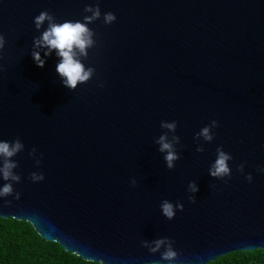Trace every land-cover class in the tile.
<instances>
[{
  "label": "water",
  "instance_id": "water-1",
  "mask_svg": "<svg viewBox=\"0 0 264 264\" xmlns=\"http://www.w3.org/2000/svg\"><path fill=\"white\" fill-rule=\"evenodd\" d=\"M86 4L101 11L80 57L93 73L69 89L54 50L33 63V38L47 27L33 17L82 20ZM0 34V140L24 145L11 158L20 197L0 198V217L103 264L160 260L141 241L161 237L184 264L264 249V0H0ZM173 120L174 131L161 127ZM212 120L211 141L194 137ZM161 135L179 137L172 169ZM218 146L231 156L224 179L208 174ZM163 200L183 207L166 219Z\"/></svg>",
  "mask_w": 264,
  "mask_h": 264
},
{
  "label": "clouds",
  "instance_id": "clouds-1",
  "mask_svg": "<svg viewBox=\"0 0 264 264\" xmlns=\"http://www.w3.org/2000/svg\"><path fill=\"white\" fill-rule=\"evenodd\" d=\"M83 12L90 13V15H84L82 20L57 21L56 17L46 10L40 11L38 15L33 17V24L36 29H40L41 25L45 22H47V27L40 33L39 37L33 38L32 61L37 67H43L45 60L41 57L40 50H44L45 57L53 53L54 50L55 56L58 57L55 71L61 78L62 85L69 89H75L79 83L86 82L93 73V68H86L80 57L86 56L87 50L94 44V34L88 27V24L100 18L101 11L98 4H86ZM115 19L116 16L113 12L106 11L103 13V22L105 24H111ZM4 46L5 38L0 34V50H3ZM216 126L217 121L212 120L209 124L203 126L199 132L195 133L194 137L211 141L213 139L211 129ZM161 127L169 131H174L176 121H161ZM178 141V136H173L169 140L166 135H161L156 141L159 145L158 150L164 153L163 159L168 169H172L174 162L179 158L174 148V142ZM23 147L24 145L18 137L11 141L0 140V180L4 181V183L0 184V198L13 195V182H19L20 180V176L13 171L17 167V162L11 158L20 152ZM32 151L34 152L35 149ZM196 151L200 152L202 148L198 145ZM230 159V154L218 146L216 149V159L208 169L209 176L217 179L229 177L231 172L227 162ZM240 169H243V164L240 165ZM256 171L264 174V166L258 165ZM30 176L33 181L43 179L42 174L35 172L31 173ZM245 179L251 182L253 179L252 174L247 173ZM129 183L134 187L136 185L135 178H131ZM197 190L196 184L189 181L188 191L195 193ZM19 197L20 193L15 192L13 199H19ZM5 203H8V201H5ZM159 207L161 214L170 220L174 217L178 209H182L183 205L180 203L173 205L170 201L163 200ZM141 245L147 248L149 253H160V260L146 261L145 264H184L182 260L177 259L178 252L173 247V242L167 237H161L151 241L143 240L141 241ZM162 247L163 251H160Z\"/></svg>",
  "mask_w": 264,
  "mask_h": 264
},
{
  "label": "trees",
  "instance_id": "trees-1",
  "mask_svg": "<svg viewBox=\"0 0 264 264\" xmlns=\"http://www.w3.org/2000/svg\"><path fill=\"white\" fill-rule=\"evenodd\" d=\"M0 264H103L43 239L26 220L0 217ZM204 264H264V249L231 251Z\"/></svg>",
  "mask_w": 264,
  "mask_h": 264
}]
</instances>
